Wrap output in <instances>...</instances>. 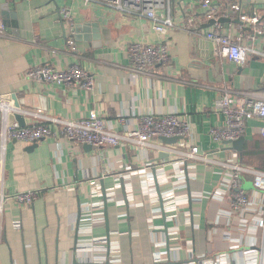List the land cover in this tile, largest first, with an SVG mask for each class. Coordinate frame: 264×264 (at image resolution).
I'll list each match as a JSON object with an SVG mask.
<instances>
[{"label": "crops", "instance_id": "obj_1", "mask_svg": "<svg viewBox=\"0 0 264 264\" xmlns=\"http://www.w3.org/2000/svg\"><path fill=\"white\" fill-rule=\"evenodd\" d=\"M204 1L170 0L175 24L167 37L171 63L154 68L150 76L135 77L127 46L135 41H161L149 20L102 6H85L80 0H0V18L7 33V37H0V104L5 109L0 128L15 121L24 126L43 123L55 128L51 119L78 120L96 112L112 132L121 135L135 130L142 116L177 113L191 123L193 144L201 154L211 151L208 131L221 122L215 101L222 91L228 90L236 98L253 93L264 99V36L257 34L259 24L250 31L246 30L249 26L237 24L224 28L232 41L250 48L245 63L236 64L217 55L216 46L207 39L211 27H206V13L213 7L226 13L225 7L230 6L234 20L255 12L260 22L264 0H208L207 5ZM66 7L74 24L73 46L70 24L61 21ZM39 65L61 69L80 65L94 76L95 84L86 89L27 79L26 74ZM262 125L261 120L248 123L246 150L251 151L245 152L241 161L264 172V141L255 135ZM34 144L13 141L4 157L0 155V193L9 196L38 191L31 206L6 202L0 216L1 264H72L74 260L102 264L104 261L94 254L93 262L87 252L90 247L81 241L82 228L92 222V236L87 238L108 240L103 197L94 200L101 202L103 209L93 206L91 210V180H99L102 191L114 190V200L108 201L110 245L120 249L121 264H203L220 253L228 255V264H254L258 259V235L246 238L248 248L229 250L232 245L223 236L231 233L239 237L240 233L229 231L223 217L220 225L215 224L217 210L227 207L215 199L188 200L173 222L161 217L155 223L160 228L156 232L150 229L148 218L157 206L141 193L135 172L148 164L164 165L171 172L168 154L151 152L146 160V154L126 142L90 151L59 138L39 141L29 150ZM258 144L261 147L256 150ZM162 155L165 158L161 159ZM188 165L196 169L186 178L187 188L181 198L217 188L219 177L214 167L195 161ZM169 188L162 185L161 191ZM159 207L158 212L162 211L160 203ZM164 229L168 234L162 232ZM173 231L178 232L179 240L168 237ZM167 239L170 247L182 248L156 263L155 242L167 244ZM187 242L193 243L192 250L186 248ZM105 248L107 243L101 249Z\"/></svg>", "mask_w": 264, "mask_h": 264}, {"label": "built area", "instance_id": "obj_2", "mask_svg": "<svg viewBox=\"0 0 264 264\" xmlns=\"http://www.w3.org/2000/svg\"><path fill=\"white\" fill-rule=\"evenodd\" d=\"M30 1V0H26ZM75 1V0H67ZM85 6H102L114 10L124 16L147 19L153 25L154 31L159 34L161 41L157 44L135 41L127 46V54L131 62L130 70L133 76H150L152 70L171 63V44L167 40L169 32L175 28L170 14V0H80ZM207 5L210 1L206 0ZM208 20L216 21L222 16V12L216 8L207 11ZM244 26L255 27L259 18L242 16ZM62 22L70 24V45L73 46L74 24L71 10L64 8L61 16ZM258 36H264V22L257 28ZM0 37H7L6 26L0 18ZM216 46V54L227 57L236 64L243 65L250 48L232 41L225 33L224 27L216 23L207 34ZM26 78L36 82H45L66 87L82 86L92 89L95 78L91 73L80 65H73L68 69L57 68L52 65H39L26 74ZM221 97L216 99V112L221 116V122L209 129L208 137L212 144V150L201 154V150L193 144L194 131L187 118L180 114H167L161 117L145 115L139 119V125L135 130L126 131L123 134L112 132L106 120L96 112L87 117L64 121L51 119L55 125L52 128L48 124H37L23 126L19 122L7 123L0 128V155L4 157L8 145L13 141H21L28 144L37 143L49 138L66 140L72 146L91 145L98 150L106 147H115L121 143H132L145 155L148 160L149 153H165L170 158L172 171L168 172L164 165L156 166L148 164L145 168L136 171L141 181V193L148 197L153 206H157L148 218L150 229L156 232L160 227L156 220L163 218L160 210V196L163 203V211L166 215L165 221L173 222L188 200L202 202L204 199L218 200L227 204L224 209L217 210L218 220L215 224L220 225L223 218L227 219L228 230L240 233L239 237L231 233L223 236L224 241L232 246L230 251L242 250L250 245L245 242L247 237L261 239L258 246V259L254 264H264V172L244 164L237 151L232 150L229 142L236 141L248 135V123L261 120L263 125L255 130V135L264 139V99H259L257 94L247 93L243 98H236L228 90L222 91ZM2 112L4 106L0 104ZM124 121V120H123ZM254 134V133H253ZM254 135V136H255ZM162 138H177L174 144L163 143ZM214 145V146H213ZM199 162L204 166L214 167L219 177V184L212 192L199 193L191 197L181 198L182 190L187 188L186 178L193 174V169L188 162ZM185 168V170H184ZM103 178V177H102ZM91 187V210L93 206H99L101 202H94L103 197L102 186L99 180L89 181ZM170 186L166 191H161V186ZM158 188L160 191L158 192ZM114 190L107 192V200H114ZM133 192V190H131ZM160 194V196H159ZM132 195V194H131ZM38 197V191L20 192L15 195L6 196L0 193V216L3 214L6 202L15 201L21 206L28 207L34 204ZM133 197V195H132ZM189 219V213H187ZM223 217V218H222ZM224 220V219H223ZM191 225L193 223L188 221ZM93 222L84 227L81 232L84 236L81 241L83 245L90 247L87 251L93 259V254L104 262L110 264H121L122 257L119 248H103L106 239H88L92 236ZM213 232L217 234L216 229ZM169 238L179 240L178 232L170 233ZM246 235V237H245ZM103 244V245H102ZM154 260L156 263L165 261L168 255L167 244L163 241L155 242ZM245 245V246H244ZM102 246V247H100ZM106 247V246H105ZM256 247V245H255ZM182 246L170 247V253L181 250ZM186 248L192 250L193 243L187 242ZM188 250L189 252H191ZM99 251V252H98ZM205 260H208L205 258ZM88 263V262H87ZM229 257L226 253H220L203 264H228ZM1 264V263H0ZM194 264V263H192Z\"/></svg>", "mask_w": 264, "mask_h": 264}, {"label": "water", "instance_id": "obj_3", "mask_svg": "<svg viewBox=\"0 0 264 264\" xmlns=\"http://www.w3.org/2000/svg\"><path fill=\"white\" fill-rule=\"evenodd\" d=\"M11 6L14 8L15 7V2H12L11 1ZM213 8H216V7H213ZM227 10V11H226ZM255 10V9H254ZM225 11L226 13L222 12V16L216 21L215 19H210L209 22L207 23L206 27H212L214 26L216 23H219L221 24L224 28H228L229 25L231 24H237V25H242L244 26V22H242L241 20V17H238L237 19H233L232 16L234 15V10H233V7H230V6H226L225 7ZM252 19L256 18L257 17V14L255 12L251 13L249 15ZM264 22V18L263 20H261L259 23H262ZM246 30L250 31L251 28L250 27H247ZM3 116H4V113L1 111L0 109V126L2 125L3 123ZM19 122V121H18ZM23 125V124H21ZM24 126V125H23ZM177 138H162V141L166 144H174L177 142ZM246 137H241L240 139L236 140V141H233V142H229L227 144H231L232 146V150H235L239 153L240 155V158L243 157V154H244V150L246 148ZM37 143H35L34 145H32L30 149H33V147H36ZM84 148L87 150V151H90L93 149V147L91 145H84ZM162 158H165L164 155H162L161 159ZM160 191V189L158 188V192ZM160 196V194H159ZM103 203H104V211H105V217H106V224H107V237H108V240H107V247L109 248L110 246V227H109V217H108V200H107V192L106 190L103 191ZM160 205H161V210H162V213H163V220L165 221V218H166V215L163 211V203H162V200H161V196H160ZM78 232H79V224L77 225V228H76V242L78 240ZM162 232H164L165 234H168V229H164ZM167 251H168V256L170 257L171 256V253H170V241L169 239H167ZM72 264H88V263H82V262H79L78 260H74ZM104 264H110V263H104Z\"/></svg>", "mask_w": 264, "mask_h": 264}, {"label": "trees", "instance_id": "obj_4", "mask_svg": "<svg viewBox=\"0 0 264 264\" xmlns=\"http://www.w3.org/2000/svg\"><path fill=\"white\" fill-rule=\"evenodd\" d=\"M258 137H260V136H258ZM261 138V137H260ZM261 140H263L264 141V139L263 138H261ZM259 147H261V146H259V144H258V146L256 145L255 146V148H256V150H257V148H259ZM251 151V150H250ZM250 151H248V149L246 150V148H245V150H244V153L247 155V152H250ZM258 153H260L259 151H257ZM263 167H264V164L262 165Z\"/></svg>", "mask_w": 264, "mask_h": 264}]
</instances>
